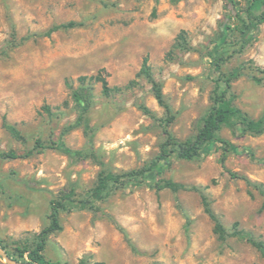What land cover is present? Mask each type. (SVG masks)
I'll use <instances>...</instances> for the list:
<instances>
[{"label":"rangeland","instance_id":"1","mask_svg":"<svg viewBox=\"0 0 264 264\" xmlns=\"http://www.w3.org/2000/svg\"><path fill=\"white\" fill-rule=\"evenodd\" d=\"M248 9L260 13L264 0H0V151L32 150L23 158L0 157V249L10 259L27 264L16 248L35 243L52 200L68 192L85 198L100 173L155 160L165 124L175 139L191 138L211 105L217 54L225 58L224 73L240 72L227 97L252 118L264 116V74L255 70L264 67V22L245 28ZM145 55L168 110L139 73ZM100 68L116 90L104 95L100 83L90 82L89 127L72 126L77 77ZM4 120L23 140L9 134ZM218 136L233 145L225 166L220 143L212 142L193 160L172 153L161 175H149L185 189L130 180L111 186L92 208L68 202L44 257L58 264H264L247 240L264 239V196L230 174L264 184V133L224 125ZM35 139L45 147L33 149ZM201 193L226 231L224 240ZM0 264L10 263L0 255Z\"/></svg>","mask_w":264,"mask_h":264},{"label":"trees","instance_id":"2","mask_svg":"<svg viewBox=\"0 0 264 264\" xmlns=\"http://www.w3.org/2000/svg\"><path fill=\"white\" fill-rule=\"evenodd\" d=\"M248 20V23L244 24L245 28H249V26L257 27L259 23L264 22V10L257 14L248 9ZM72 25V22L53 25L45 32V35H50L52 32L59 30L60 28H67ZM224 60L225 58L223 54L220 53L213 58V69L218 74V79L216 80L212 91L211 105L202 118L201 125L191 138L185 140L175 139L165 124V140L161 145L159 155L155 160L151 161V163L146 166L124 171L118 174L100 173L96 184L85 198L72 199L73 192H68L63 194L59 199L52 200L49 207L48 224L37 234L36 241L32 246L23 249L19 247L16 248L18 257L22 258V260L24 256L27 257L28 261H25L27 264H58L57 262L47 260L44 257L43 252L48 235L61 229L59 212L67 207L68 202H72L79 209L92 208V201L105 199L109 194L111 186H124L126 182L130 180L144 182L150 187H155L157 190L163 188H168L172 191L185 189L186 187L183 184L175 182L171 179L158 178L154 180L149 175H161L165 167L169 165L172 153L177 158L193 160L206 154L209 150V144L212 142L220 143V162L222 166H225V159L227 158L228 153L232 150L233 145L230 141L218 136L219 130L224 125L238 126L243 132L249 134L257 135L264 133V116L260 118H252L242 109L234 105L227 97V91L230 88L232 81L239 76L240 72L235 70L231 74L224 73L222 71ZM255 70L264 74V67L256 66ZM139 73L143 74L151 82L156 100L160 105L168 110V105L164 100L161 86L151 75L147 55H145L142 59ZM77 81L79 82V85L71 91L73 105L78 111L75 123L72 126L83 124L84 128L87 130L89 125L85 121V114L89 110L93 98L90 82L100 83L101 92L104 95L110 94L113 90H116V88L109 85L104 68H100L95 74L81 75L77 77ZM220 81L224 83L225 87L221 88L219 85ZM42 108L47 114L51 113L49 106L44 105ZM169 120V118L165 119L167 123ZM3 126L13 138L20 141L23 140V135L15 125L4 120ZM44 147L45 145L40 139H35L33 149H40ZM31 152L32 150H27L24 153L19 154L14 150L0 151V157L9 159L23 158L29 156ZM230 174L233 177L245 179L264 196V184L251 183L245 176L237 175L232 172ZM201 198L204 211L214 222V232L220 239L224 240L226 238V231L224 227L215 216L209 205L207 197L203 193H201ZM236 233L241 235L240 231H236ZM247 240L264 256V239H254L248 236Z\"/></svg>","mask_w":264,"mask_h":264},{"label":"water","instance_id":"3","mask_svg":"<svg viewBox=\"0 0 264 264\" xmlns=\"http://www.w3.org/2000/svg\"><path fill=\"white\" fill-rule=\"evenodd\" d=\"M0 255H1V256H2L7 262H9L10 264H19L18 262H16V261L10 259V258L7 256V254H6L4 251H2L1 249H0Z\"/></svg>","mask_w":264,"mask_h":264}]
</instances>
